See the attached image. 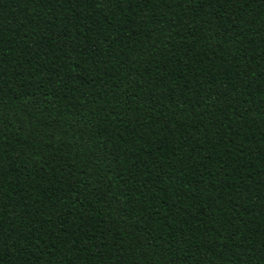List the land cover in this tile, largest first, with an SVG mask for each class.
I'll list each match as a JSON object with an SVG mask.
<instances>
[{"label":"trees","instance_id":"16d2710c","mask_svg":"<svg viewBox=\"0 0 264 264\" xmlns=\"http://www.w3.org/2000/svg\"><path fill=\"white\" fill-rule=\"evenodd\" d=\"M0 264H264V0H0Z\"/></svg>","mask_w":264,"mask_h":264}]
</instances>
